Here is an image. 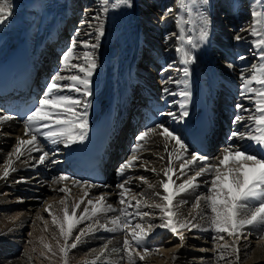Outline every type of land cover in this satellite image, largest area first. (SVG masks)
Segmentation results:
<instances>
[{
  "label": "bare ground",
  "instance_id": "bare-ground-1",
  "mask_svg": "<svg viewBox=\"0 0 264 264\" xmlns=\"http://www.w3.org/2000/svg\"><path fill=\"white\" fill-rule=\"evenodd\" d=\"M157 1L147 0L146 3L149 7L147 6L145 9L146 13H144L143 9L141 10L142 4H140L139 0H130V7L121 5L116 8L110 6L114 0H109L106 12L104 11L103 0H8L12 14L7 17L3 24H0V62L5 60L7 55L18 46V40L22 34L28 35V40H35V46H38L40 41L44 39H41V37L46 31V25L49 22L51 24L62 19L67 22L70 19L72 23L68 21L70 23L67 24L69 27L66 28L65 26L64 28L68 32L63 37V39L66 37L67 45L63 54L72 51L77 59L70 61V63H82L83 61L80 58L83 53L92 51L97 64L91 77L92 96H84L82 92L74 93L79 99L83 97L82 102L89 101L91 104L88 109L89 130L109 113L119 116L123 105L121 99L124 98L127 101L129 98L128 93L136 89L140 90L141 83L138 81L147 83L148 86L152 85L161 94L162 98H169L171 100L170 106H172L171 112L184 103V98L178 95L181 91L187 90L191 93L187 101V110H190L198 98L200 100L206 95L211 96L213 91H215L214 95L219 93L221 98H223L227 87L230 89L235 88L231 113L234 114V117L240 114L248 124H251L252 113L241 111L236 108V105L243 104L245 108L254 109V104L241 95V72L243 71L245 77H250L255 74L253 71L254 65L264 67V60H261L259 55L260 49L254 44L257 37L251 35L255 22L252 12L253 10H260L259 0H209L207 5L200 8V12L211 21L209 27L210 37L208 36L206 41L208 52L206 62L210 63V67H206L200 62L199 56L203 57L204 55L197 47L189 50L192 55H195L197 49L198 55L195 56V62L188 65L183 63V57L179 58L180 53L176 52V48L181 46V42L178 39L181 29L185 30V35H188V29H194V26L199 22L197 14L193 12L192 17H187V14L181 11L180 0H174L172 6H169V0H162L163 3H158ZM161 4L167 7V11L160 13L161 16L165 14L164 18L161 16L157 17V15L154 16L152 13L156 11L157 7L160 9L159 5ZM169 8L173 9L171 13L168 12ZM126 12L129 14L128 17H126ZM181 15L185 16L186 21L191 19L192 23L185 22L178 25L176 17ZM170 16L174 17L167 20ZM174 18H176L175 28L170 31L169 28L171 23L174 22ZM77 21L81 24L77 25ZM101 25L104 33L102 36L97 31ZM244 26L246 27L245 32L239 33ZM71 27H73L74 31ZM258 27L264 29V23H261ZM237 35L244 37V39L237 41L235 39ZM192 37L196 40V37ZM211 37L221 39L228 47L225 49L217 47L211 41ZM84 41L98 44V47L94 50L85 49L83 47ZM183 46L186 48V43ZM34 47H30V49L33 53H37L38 50ZM235 47L239 50L240 56L245 57V59H235L226 53V51L230 50H232V53L236 52L233 49ZM114 50L117 51V54L112 58V51ZM220 54L224 56L221 57ZM160 60L169 62L171 68L169 66L164 69L161 68L158 64ZM57 62H59V67L61 68L62 58H58ZM184 67L189 68L190 76H184ZM133 69L135 70L134 73ZM64 74L68 73L65 72ZM72 74L83 75L76 72ZM217 76H221V80L216 81L217 88L213 89ZM166 80L168 81L167 83H165ZM176 80H180L181 83L177 85L173 82ZM252 86L260 87L258 84H253ZM165 88L169 92L177 93V95H169L164 91ZM77 110L83 111L82 105ZM223 112L224 109L218 105L216 113L220 115ZM174 114L177 115V111ZM0 115H2L1 112ZM172 119L173 117L169 116L167 120L171 128L174 129L176 125ZM236 129L246 131L242 125L233 123V130ZM176 134L180 136V133L176 132ZM18 137L29 138L24 136L23 126L15 121L0 123V176H2L9 154L13 151ZM228 143L229 140L223 146L212 150V153L207 156L211 163H216L215 158L222 153ZM173 145L174 142H168V149L171 150ZM39 146L43 151L49 152V158L44 165L37 164L40 153H32V158H29L26 154L20 161H15L13 166L16 170L11 172L7 179H0V264H65L66 260L67 264H129L128 253L123 251L124 249L121 250L126 233L119 228L109 231L99 226L107 224L108 228L112 229L114 226L110 221L120 214L119 211H105L98 216L82 221L74 228L71 237L67 241V245L71 241L76 242L75 248L83 245L103 244L104 242L107 249L120 246L115 254H112L107 259L105 255L101 254L105 253V250H103L97 254L103 257L100 256L96 259L93 255L81 257L84 252L81 251L78 255L73 254L72 257L67 255V259L65 260L64 257V262H62L58 257L61 252L60 248L65 246V241L59 227L53 223L47 209L51 205L53 214L58 217L63 216V205L60 202L65 199L66 194L59 191L61 187L69 189L66 202L70 206H74L81 199L84 200L81 208L77 210V215H80L85 207L91 211L92 206L87 204L88 198H95L93 201L96 202L97 197L95 196L101 193H106L104 195L108 198L107 204L119 209L121 207L117 198L119 190L115 185L121 182V177L117 175L118 168L115 171L113 168L119 167L130 159L132 153H126L125 156H129L122 163H119L118 157H115L114 167H112L111 172L107 176L108 181L106 184L88 188L89 196L86 197L84 195L85 187L74 185L72 180H68L63 184L54 183L56 178L63 174L55 169L57 163H51L52 157L58 156V152H60L57 150L58 146L64 150L67 147L63 144L52 146L49 142L41 140ZM53 151H55V155H53ZM251 151L256 152V149L253 148ZM50 153L52 154L50 155ZM137 155L139 159L135 162V166L127 170V175L131 177L129 181L131 191L126 193V199L131 200L133 205H135L137 200L143 201L144 199H147L149 203H159L160 200L153 194L160 192L163 195V189L160 187V181L166 179L163 176V170L168 166L169 159H172L173 167H178L177 161L165 151V141L159 135L147 138V142L142 146L141 150H138ZM161 157L163 159H160ZM153 168L156 169L155 173L151 171ZM191 174L189 173V175ZM140 176H144L147 182L155 185V187L148 188L146 183L139 180ZM178 176L179 173L173 176L176 184L180 182ZM204 179L205 177H200L199 181L202 182ZM173 188L174 184H170L169 190L171 191ZM141 193L144 195L141 196ZM197 194H205L203 185L199 189L186 193L183 198L177 197L176 199L187 201L179 209V218L193 220L200 227L193 228L190 231L186 229L179 230L183 233V241L180 240L179 236L167 229L155 227L152 234L140 246V251L147 247L149 249L148 254L141 261L139 260V255L134 252L135 264H154L153 257L157 256L162 249H166L169 251L168 254L171 252L172 255L170 256V261L160 262L159 264L218 263L217 258L219 257L215 256V253L219 252V249L216 247L217 242L212 239L215 233L208 230L210 212L206 207L205 201L201 200L199 209L193 208L194 198ZM129 210L135 213V208H130ZM141 211H149V209L141 207ZM151 211L153 215L143 220L133 215V223H141L145 228H147L149 223L158 225L161 222L158 218L159 213L155 209H151ZM198 213H203L205 218H201ZM89 225H92L93 230H88ZM81 231H84L85 234L77 242L75 237ZM244 232L246 238L239 240V251L242 249L240 244H246V242H253L252 244L255 246L250 248L248 255L239 254L237 264H264V234L255 230L252 226L246 227ZM159 236H169L168 239H171L173 243L170 242L169 245H164V238L159 239ZM24 237L27 238L25 243L23 241ZM95 237H100V239ZM104 237L108 239L106 240ZM128 238L131 239L130 236ZM225 239L229 244L233 243V238L225 236ZM257 239L260 241L254 242ZM220 243L223 242L221 241ZM46 245L51 247V251ZM246 245L248 246V244ZM22 246L23 249L25 248L24 253H26V256L23 254L19 260L17 259L19 257L17 250L19 247L22 248ZM157 246L161 248L160 251H157L158 254L155 253ZM11 247L14 251L9 249ZM75 248L68 247V254H70V250ZM87 248L89 247L84 249ZM133 248H135V245H133ZM100 251L101 249L98 248L97 252ZM199 252L200 255L195 256V253ZM61 254L64 255L63 252ZM230 254L231 252L225 257L229 258ZM113 256H120V258ZM124 256L126 257L124 258ZM212 257L213 259L210 260ZM119 259L120 261H118Z\"/></svg>",
  "mask_w": 264,
  "mask_h": 264
},
{
  "label": "snow or ice",
  "instance_id": "snow-or-ice-1",
  "mask_svg": "<svg viewBox=\"0 0 264 264\" xmlns=\"http://www.w3.org/2000/svg\"><path fill=\"white\" fill-rule=\"evenodd\" d=\"M208 2L209 0H180L181 11L185 12L189 18L195 12L201 24L198 41L194 40L191 34L185 35L183 29H181V34L178 36L181 46L176 48V52L182 55L185 65L195 62L196 57L183 45L186 43L192 49H195L198 43L207 41L211 21L200 12V8L207 5ZM103 4L106 12L109 0H103ZM259 4L260 10H253L252 12L255 22L251 35L257 37L254 44L260 49V59L264 60V29L258 27V25L264 23V0H259ZM121 5L130 7V0H114L110 6L116 8ZM172 11L173 9H168L169 13ZM11 14L8 0H0V24H3ZM176 22L178 25L185 22L191 24L192 20L188 19L186 21L185 16L181 15L177 17ZM97 31L102 36L104 34L103 26L101 25ZM235 39L240 41L244 37L237 35ZM83 47L94 50L98 47V44L84 41ZM74 59H77V57L72 51L63 54L61 69L46 86L44 94L36 101L35 106L23 117L24 136L29 138H17L0 179H7L11 172L16 170L13 166L15 161H20L26 154L29 158H32V153H40L37 164L44 165L46 163L49 158V152L43 151L39 146V138H43L44 141L49 142L52 146L63 144L65 147L82 143L87 139L89 130L88 109L91 104L89 101L82 102L74 93L82 92L84 96H92L91 77L97 64L92 51L83 53L80 58L83 61L82 63H70ZM239 59L243 60L245 57L241 56ZM229 66L231 67V65ZM169 68H171V65H169ZM253 71L255 74L250 77H245L243 71L241 72V95L254 104V109L245 108L243 104L236 105L237 109L252 113L251 124H248L240 114L235 115L233 123L242 125L246 131L236 129L229 133V143L222 150V153L215 158L216 163H211L207 156L198 152H190L188 144L176 134L174 129L157 123L146 127L140 132L136 138V143L131 149V158L122 163L117 169V175L121 177V182L115 185L119 190L117 193L118 203L121 205L119 209L107 204L108 198L101 193L97 197L96 202L88 198L87 204L92 206L91 211L85 207L80 215H77V210L81 208L84 200L81 199L74 206H70L66 202L69 189L61 187L59 191L66 194L65 199L60 202L63 205V216L58 217L53 214L51 205H49L47 211L51 215L53 223L59 227L64 238L65 246H62L60 251L64 253L65 257H67L68 247H76L75 243L70 246L67 245L74 228L82 221L98 216L105 211H119L120 213L110 221L114 226L112 229H109L107 224L99 226L109 231L119 228L126 233L123 240V249L128 253L129 264H135L134 252L139 255V260L143 261L145 259L149 249L144 247L140 251V246L152 234L155 227L167 229L179 236L180 240L183 241V233L179 230L186 229L190 231L193 228H199L200 225L194 223L193 220L179 218V209L187 201L184 199L177 200L176 198H183L186 193L199 189L203 185L205 194H197L195 196L193 208L199 209L201 200L205 201L206 207L210 212L208 230L215 233L212 239L217 242L216 247L219 249V258L226 259L224 252L232 249V251L237 253L236 260L238 261L239 240L246 238L244 229L252 226L255 230L264 234V67L254 65ZM65 72L68 74H64ZM73 72L82 73L83 75L72 74ZM183 73L185 77H188L190 75L189 68L184 67ZM167 82L166 80L165 83ZM173 82L177 85L181 83L180 80ZM253 84H258L260 87H253ZM164 91L169 95H177L175 92H169L167 88ZM178 95L184 98V103L180 105L182 109L180 116H176L174 113H167L174 120H181L189 116L187 101L191 93L184 90ZM81 105L83 111H78L77 109ZM161 115H164V113H161ZM12 119V116L0 115V123ZM156 135H159L165 141V151L168 152L171 158H175L178 167H173L172 159H169L168 166L163 170V176L166 179L160 181L163 195L160 192L153 194L160 200L159 203H149L147 199H144L143 201L137 200L135 205H133L131 200L126 199V193L131 191L129 187L131 177L127 175V170L135 166V162L139 159L137 152L142 149V146L147 142V138ZM170 141L174 142L171 150L167 147ZM253 148L257 151H251ZM53 155H55V151H53ZM160 159H163V157ZM51 163L55 164L57 161L52 160ZM151 171L155 173L156 169L153 168ZM177 173H179L178 179L180 180L178 184L173 180V176ZM189 173L192 174L189 175ZM200 177H205V179L200 182ZM70 179L74 185L85 187L84 195L86 197L89 196L88 188L97 187V185L90 184L87 180H75L67 175H60L54 183L63 184ZM139 180L146 183L150 189L155 187V185L148 183L144 176H140ZM170 184H174V188L171 191L169 190ZM143 195L141 193V196ZM141 207L147 208L149 211H141ZM130 208H135V213L131 212ZM151 209H155L159 213L158 218L161 222L158 225L149 223L147 228H145L141 223H133V215L143 220L153 215ZM198 215L201 218H205L203 213H198ZM88 230H93L92 225L88 226ZM84 234L85 232L81 231L75 237V240L78 242ZM225 236L233 238V243L229 244ZM221 241L223 243H220ZM133 245H135V248H133ZM46 247L51 251L50 246L46 245ZM156 251L159 250L157 249ZM65 264H67V260Z\"/></svg>",
  "mask_w": 264,
  "mask_h": 264
},
{
  "label": "rangeland",
  "instance_id": "rangeland-1",
  "mask_svg": "<svg viewBox=\"0 0 264 264\" xmlns=\"http://www.w3.org/2000/svg\"><path fill=\"white\" fill-rule=\"evenodd\" d=\"M140 1V4H142L141 6H142V8H141V10L143 9V12L144 13H146L145 12V9L147 8V6L149 7V5H147V3H146V1L147 0H139ZM150 1V0H149ZM161 1V2H160ZM170 2H169V6H172L173 5V3H174V0H169ZM158 3H163V1L162 0H158L157 1ZM220 4H221V2H220ZM219 4V5H220ZM159 6H164V5H159ZM159 7H157L156 8V11H153L152 13H153V15L155 16V15H157V17H159V16H161V14L160 13H162V10L163 9H158ZM164 8V7H163ZM149 9V8H148ZM148 9H147V11H148ZM126 11H127V9H126ZM159 11V12H158ZM126 14V17H128V15L129 14H127V12L125 13ZM161 17H163L164 18V15L163 16H161ZM156 19V18H155ZM154 19V20H155ZM69 22L70 23H72L70 20H69ZM198 22V21H197ZM225 22H227V21H225ZM69 23V24H70ZM77 23H78V25H80L81 23L80 22H78L77 21ZM173 23L174 22H172L171 23V25H173ZM246 27L244 26L243 28H242V31H239V33H244L245 32V29ZM238 33V34H239ZM216 44H217V46H225V44L224 43H222V41L220 40V39H218V40H216ZM226 47H228V46H226ZM236 48V47H235ZM235 48H233V49H235ZM237 49V48H236ZM238 50V49H237ZM238 57H239V55H238ZM4 149H7V148H4ZM103 194H106V193H103ZM100 195V194H99ZM99 195H97V196H95V197H98ZM92 199H95V198H92ZM116 202V201H115ZM55 233H56V231H54ZM57 234H58V236H59V232L57 231ZM100 237H102L101 235H100ZM100 237H95L96 239H100ZM169 237V236H168ZM168 237L167 236H159L158 238L160 239V238H164V240H163V244L164 245H169L170 244V242L171 243H173V241L171 240V239H168ZM106 240L108 239V238H106V237H104ZM110 240H111V238H109ZM27 241V238L26 237H24L23 238V241H24V243ZM258 241H260L259 239H257V240H255L254 242H258ZM86 242V241H85ZM74 243V241H71V242H69L68 244L69 245H71V244H73ZM76 243V242H75ZM87 243V242H86ZM88 243H89V241H88ZM253 242H246V244H248V246L244 243V244H240V247L242 248L240 251H239V254L240 255H248L249 254V252H250V248L251 247H254L255 245L254 244H252ZM27 244V243H26ZM178 245V244H177ZM105 242L103 243V244H96V245H92V246H85V245H83L82 247H77V248H75V249H73V250H70V254H68V249H67V255H69V257H72L73 256V254L74 255H78V253H80L81 251H84L83 253H82V255H81V257L82 256H85V255H93V257L94 258H99L100 256H102V255H105L106 256V258L107 259H109V257L112 255V254H115V252L117 251V250H119V248H120V246H114V247H111V248H109V249H107V248H105ZM85 247H89V248H87V249H84ZM178 247H180L181 248V246L180 245H178ZM188 247H190V246H188ZM98 248H100L101 249V251L100 252H97V249ZM9 249H12L13 250V248L11 247V248H9ZM8 249V250H9ZM157 249L160 251L161 250V248H160V246H157ZM245 249H247V250H245ZM103 250H105V253L104 254H102V255H100V256H98L97 254H99V253H101ZM121 250H123V248L121 249ZM14 251V250H13ZM24 251H25V248L23 249V246H22V248H18V250H17V254H18V256L19 257H17V259H19L20 260V258H21V256H23V254H24V256H26L25 254L26 253H24ZM124 251V250H123ZM12 252V251H11ZM168 252L169 251H167L166 249H162L160 252H159V254L157 253V251L155 252V253H157L158 255L157 256H155V257H153L154 258V261H155V263L154 264H159L160 262H168V261H170V256L172 255V253L170 252L169 254H168ZM173 252V251H172ZM202 252V251H201ZM229 252H231V254H230V257L229 258H226V259H220V258H217V260H218V263H216V264H237V262L239 261H237L236 260V252H234V251H231V249H228V250H226L225 252H224V255L226 256ZM198 255H200V252L199 253H195V256H198ZM215 256H218L219 257V252H217V253H215ZM64 255H62L61 254V252H60V255H59V257H58V259L59 260H61L62 262H64ZM103 257V256H102ZM113 257H115V258H120V256H113ZM126 256H124V258H125ZM191 258V257H190ZM67 259V257H65V260ZM111 259H114V258H111ZM213 259V257L212 258H210V260H212ZM80 260V259H79ZM79 260H77L78 262H80ZM113 261V260H112ZM118 261H120V259L118 260ZM10 262H12V260H10ZM27 263H28V261H26ZM38 262H40V261H38ZM43 262V261H42ZM185 262H186V260H185ZM29 263H31V262H29ZM33 263V262H32ZM43 263H45V262H43ZM57 263V262H56ZM59 264V263H58ZM72 264H75V263H72ZM89 264V263H88ZM179 264H181V263H179ZM185 264H187V262L185 263ZM214 264V263H213Z\"/></svg>",
  "mask_w": 264,
  "mask_h": 264
}]
</instances>
